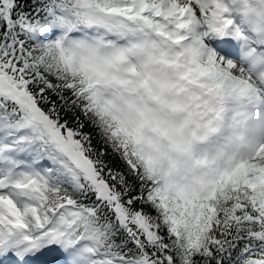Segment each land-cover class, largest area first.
<instances>
[{
	"label": "snow or ice",
	"instance_id": "6c2138e0",
	"mask_svg": "<svg viewBox=\"0 0 264 264\" xmlns=\"http://www.w3.org/2000/svg\"><path fill=\"white\" fill-rule=\"evenodd\" d=\"M0 264H264V0H0Z\"/></svg>",
	"mask_w": 264,
	"mask_h": 264
}]
</instances>
